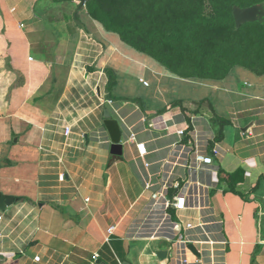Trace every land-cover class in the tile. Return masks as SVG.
<instances>
[{
	"label": "crops",
	"instance_id": "obj_1",
	"mask_svg": "<svg viewBox=\"0 0 264 264\" xmlns=\"http://www.w3.org/2000/svg\"><path fill=\"white\" fill-rule=\"evenodd\" d=\"M78 6L0 0V196L14 199L0 210V264H171L157 256L166 241L134 238L164 186L169 198L188 186L198 205L181 216L225 243V264H264V75L174 77ZM105 111L123 129L119 155ZM183 123L220 148L194 174L190 137L176 133ZM178 230L204 240L200 229Z\"/></svg>",
	"mask_w": 264,
	"mask_h": 264
},
{
	"label": "trees",
	"instance_id": "obj_2",
	"mask_svg": "<svg viewBox=\"0 0 264 264\" xmlns=\"http://www.w3.org/2000/svg\"><path fill=\"white\" fill-rule=\"evenodd\" d=\"M254 5L264 8V0H86L84 7L106 32L170 75L220 82L235 68L264 75V17L240 28L233 18L234 8ZM239 175H230L233 183Z\"/></svg>",
	"mask_w": 264,
	"mask_h": 264
},
{
	"label": "built area",
	"instance_id": "obj_3",
	"mask_svg": "<svg viewBox=\"0 0 264 264\" xmlns=\"http://www.w3.org/2000/svg\"><path fill=\"white\" fill-rule=\"evenodd\" d=\"M108 104L111 105L112 102L109 101ZM69 132V128L65 129V135H68ZM176 133L181 137L187 135L190 137L187 169L191 173H197L203 167H211L213 159L221 157L220 148L211 135H203L194 127L191 129V126L187 125V123H183ZM131 139H134V135L131 136ZM210 144H213L211 153L205 154L204 151L208 149ZM136 149L139 156L146 154L144 143L136 144ZM149 187L150 185L145 186L146 189ZM187 187H183V191L172 198L167 196L165 186L161 191L152 192L146 213L136 225L134 238L166 241L169 246L166 256L169 257L171 264H225V249L222 248L225 243H217L211 240L203 229L206 224L200 222L196 225L185 223L181 216L182 212L193 210L198 205H194V198L190 195ZM195 195H198L197 191ZM173 214L176 215L175 218ZM182 224L188 231L200 229L199 235H203L204 240H190L186 235L183 237L179 236L180 230H178V227ZM114 231L115 227L113 226L107 229L104 238L105 243L108 244L110 242V237L114 234ZM189 245L195 248V253L189 249ZM218 246L221 247L218 248ZM98 258L99 255L94 254L92 261L94 262Z\"/></svg>",
	"mask_w": 264,
	"mask_h": 264
},
{
	"label": "water",
	"instance_id": "obj_4",
	"mask_svg": "<svg viewBox=\"0 0 264 264\" xmlns=\"http://www.w3.org/2000/svg\"><path fill=\"white\" fill-rule=\"evenodd\" d=\"M78 1H79L78 10L80 11L85 6L86 0H78ZM263 17H264V8L261 5H254L245 9H238V8L233 9V18L236 28H240V26L246 23H253ZM75 22L79 27L83 28L81 23L76 18H75ZM103 125L110 138L111 153L114 155H119L122 150L121 140L123 138V129L120 123L117 120L112 119L110 113L108 111H105V121ZM13 202L14 199L12 198H5L0 196V210H4L6 207L13 204ZM189 249L194 253L196 252L195 248L191 245H189ZM157 256L159 259H165L166 253L160 252L157 254Z\"/></svg>",
	"mask_w": 264,
	"mask_h": 264
},
{
	"label": "rangeland",
	"instance_id": "obj_5",
	"mask_svg": "<svg viewBox=\"0 0 264 264\" xmlns=\"http://www.w3.org/2000/svg\"><path fill=\"white\" fill-rule=\"evenodd\" d=\"M158 244H160V245H158V247H160L162 249L165 248V244H166V246L168 245L167 243L164 244V243H160V242H158ZM169 260L170 259L168 258L167 261L169 262Z\"/></svg>",
	"mask_w": 264,
	"mask_h": 264
}]
</instances>
